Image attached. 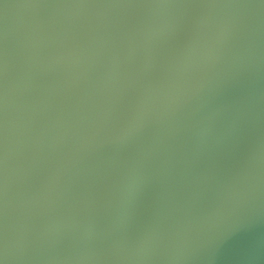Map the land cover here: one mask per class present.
Wrapping results in <instances>:
<instances>
[{"label": "water", "instance_id": "obj_1", "mask_svg": "<svg viewBox=\"0 0 264 264\" xmlns=\"http://www.w3.org/2000/svg\"><path fill=\"white\" fill-rule=\"evenodd\" d=\"M4 264H264V0H5Z\"/></svg>", "mask_w": 264, "mask_h": 264}, {"label": "crops", "instance_id": "obj_2", "mask_svg": "<svg viewBox=\"0 0 264 264\" xmlns=\"http://www.w3.org/2000/svg\"><path fill=\"white\" fill-rule=\"evenodd\" d=\"M5 0H0V18L5 14Z\"/></svg>", "mask_w": 264, "mask_h": 264}, {"label": "clouds", "instance_id": "obj_3", "mask_svg": "<svg viewBox=\"0 0 264 264\" xmlns=\"http://www.w3.org/2000/svg\"><path fill=\"white\" fill-rule=\"evenodd\" d=\"M0 264H4V261L3 260H0Z\"/></svg>", "mask_w": 264, "mask_h": 264}]
</instances>
